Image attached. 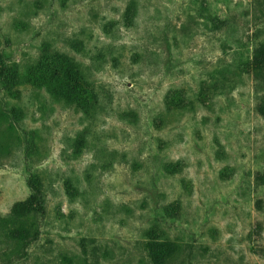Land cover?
<instances>
[{
  "label": "rangeland",
  "instance_id": "374dc122",
  "mask_svg": "<svg viewBox=\"0 0 264 264\" xmlns=\"http://www.w3.org/2000/svg\"><path fill=\"white\" fill-rule=\"evenodd\" d=\"M0 51L21 72L62 55L98 94L85 111L0 84L21 110L0 121V214L34 174L47 192L40 238L0 230V264H264V0H0ZM178 88L194 107L156 126Z\"/></svg>",
  "mask_w": 264,
  "mask_h": 264
},
{
  "label": "trees",
  "instance_id": "16d2710c",
  "mask_svg": "<svg viewBox=\"0 0 264 264\" xmlns=\"http://www.w3.org/2000/svg\"><path fill=\"white\" fill-rule=\"evenodd\" d=\"M262 62H264V54L260 53L256 55L254 64ZM0 84L10 94L19 91L23 86L45 89L56 101L76 105L85 111L93 110L98 103L95 86L85 76L79 64L59 54L55 61L47 59L36 61L27 65L21 72L18 65H9L0 51ZM211 98V93L203 87L199 102L207 105ZM165 106V112L157 119L156 126L162 127L169 122L168 117L172 118L171 121L176 120L183 111L192 109L194 102L185 90L178 88L167 93ZM20 111L15 107L3 109L0 104V121L8 115L17 120ZM183 169L182 162L166 165V171L171 174L181 172ZM226 171L233 173L231 169ZM29 188L30 196L26 202L15 204L8 214H0V230L23 249H27L40 238L41 220L47 214V192L43 177L39 174L32 175L29 178ZM67 188L73 194L78 192L70 182L67 183ZM180 212L179 201L164 208V215L167 217L179 218ZM260 230L262 228L258 227L254 235L261 237ZM148 240L149 248L155 256L171 245L165 233L157 226L148 231Z\"/></svg>",
  "mask_w": 264,
  "mask_h": 264
}]
</instances>
